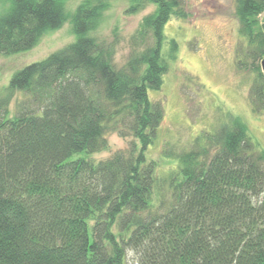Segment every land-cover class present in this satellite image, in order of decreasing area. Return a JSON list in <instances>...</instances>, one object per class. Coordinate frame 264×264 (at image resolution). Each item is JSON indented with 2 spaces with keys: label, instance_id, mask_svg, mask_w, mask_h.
Masks as SVG:
<instances>
[{
  "label": "trees",
  "instance_id": "16d2710c",
  "mask_svg": "<svg viewBox=\"0 0 264 264\" xmlns=\"http://www.w3.org/2000/svg\"><path fill=\"white\" fill-rule=\"evenodd\" d=\"M65 1L10 0L0 54L60 27ZM132 1L131 12L156 5L139 30L153 43L124 66L87 35L102 4H79L76 39L0 85V264H264V150L240 117L207 132L206 145L165 147V172L147 156L164 118L149 94L168 71L164 27L188 13L185 0ZM235 6L237 65L253 61L249 104L264 113V0ZM176 51L170 39L169 59ZM111 133L134 140L102 160L79 155L104 150Z\"/></svg>",
  "mask_w": 264,
  "mask_h": 264
},
{
  "label": "rangeland",
  "instance_id": "374dc122",
  "mask_svg": "<svg viewBox=\"0 0 264 264\" xmlns=\"http://www.w3.org/2000/svg\"><path fill=\"white\" fill-rule=\"evenodd\" d=\"M98 3L103 8L87 35L112 49L116 67L124 66L131 54L136 55L153 43L151 38L139 36L143 17L156 9L151 2L131 12L132 0H66L67 18L60 27L45 32L29 50L0 54V85H6L19 68L73 42L77 37L73 30L77 6ZM9 4L10 0H0V14ZM235 8V0H185L187 17H172L164 27L162 56L167 60L168 71L161 88L149 93L151 99L162 101L164 118L147 155L157 161L162 172L171 165L162 155L165 147L170 146L174 154L197 148L205 144L206 133L216 131L229 116L240 117L251 139L264 150V113L253 112L248 97L255 76L253 61L245 60L250 65L248 70L237 65V48L245 43H241ZM170 39L177 42L175 60L169 59ZM15 103L13 99L9 105L11 114ZM132 140V136L111 133L104 150L79 155L102 160L127 149Z\"/></svg>",
  "mask_w": 264,
  "mask_h": 264
},
{
  "label": "water",
  "instance_id": "95a60500",
  "mask_svg": "<svg viewBox=\"0 0 264 264\" xmlns=\"http://www.w3.org/2000/svg\"><path fill=\"white\" fill-rule=\"evenodd\" d=\"M261 66H262V71L264 72V60H262Z\"/></svg>",
  "mask_w": 264,
  "mask_h": 264
}]
</instances>
